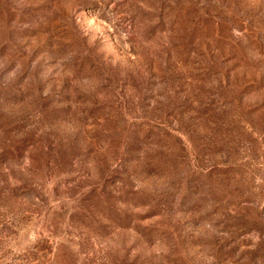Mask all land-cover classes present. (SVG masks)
I'll return each instance as SVG.
<instances>
[{"label":"rangeland","instance_id":"374dc122","mask_svg":"<svg viewBox=\"0 0 264 264\" xmlns=\"http://www.w3.org/2000/svg\"><path fill=\"white\" fill-rule=\"evenodd\" d=\"M0 264H264V0H0Z\"/></svg>","mask_w":264,"mask_h":264}]
</instances>
